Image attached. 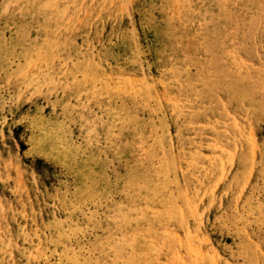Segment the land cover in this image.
Segmentation results:
<instances>
[{
    "label": "rangeland",
    "instance_id": "374dc122",
    "mask_svg": "<svg viewBox=\"0 0 264 264\" xmlns=\"http://www.w3.org/2000/svg\"><path fill=\"white\" fill-rule=\"evenodd\" d=\"M0 264H264V0H0Z\"/></svg>",
    "mask_w": 264,
    "mask_h": 264
},
{
    "label": "bare ground",
    "instance_id": "6f19581e",
    "mask_svg": "<svg viewBox=\"0 0 264 264\" xmlns=\"http://www.w3.org/2000/svg\"><path fill=\"white\" fill-rule=\"evenodd\" d=\"M210 23V22H209ZM226 37V36H225ZM198 38V37H197ZM50 40V39H49ZM223 40V39H222ZM191 43V42H190ZM179 48V47H178ZM184 63V62H183ZM219 82V81H218ZM116 84V83H115ZM125 88V87H124ZM163 92V91H162ZM147 129V128H146ZM150 139V138H149ZM218 143V142H217ZM150 154V153H149ZM195 156V155H194ZM154 163V162H153ZM213 187V186H212ZM214 191V190H213ZM199 202V201H198ZM180 215V214H179ZM173 227V226H172ZM174 235V234H173ZM172 235V236H173ZM189 243V242H188ZM132 249V248H131Z\"/></svg>",
    "mask_w": 264,
    "mask_h": 264
}]
</instances>
